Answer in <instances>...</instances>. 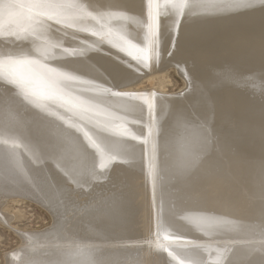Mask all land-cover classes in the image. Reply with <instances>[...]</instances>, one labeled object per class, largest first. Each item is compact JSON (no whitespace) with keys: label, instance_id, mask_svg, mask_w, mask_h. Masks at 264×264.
Masks as SVG:
<instances>
[{"label":"bare ground","instance_id":"6f19581e","mask_svg":"<svg viewBox=\"0 0 264 264\" xmlns=\"http://www.w3.org/2000/svg\"><path fill=\"white\" fill-rule=\"evenodd\" d=\"M95 7L125 12L129 19L114 20L111 27L144 42L147 0H95ZM176 20L161 8L159 40L147 65L106 41L47 22L51 40L83 49L50 63L122 94L104 100L123 119L83 123L116 145L107 154L114 159L87 149L82 131L61 125L0 85V128L21 142L19 167L0 157V208L11 198L28 200L51 220L41 232H22L19 248L4 264H28L25 259L39 255L42 264L59 258L67 259L61 264H78L83 257L69 254L77 245L101 255L98 264L123 253L134 255L137 264H216L221 252L222 264H264V94L253 87L264 76V7L194 8ZM19 43L31 41L0 36V52ZM166 69L181 79L178 89L155 83L153 75ZM148 102L155 104L152 114ZM181 118L206 119L215 137V147L186 170L180 167L187 135ZM120 123L138 137L148 135L147 144L98 131ZM153 144L155 179L149 171ZM202 220L231 223L209 226ZM158 225L167 229L168 251L155 245Z\"/></svg>","mask_w":264,"mask_h":264},{"label":"snow or ice","instance_id":"6c2138e0","mask_svg":"<svg viewBox=\"0 0 264 264\" xmlns=\"http://www.w3.org/2000/svg\"><path fill=\"white\" fill-rule=\"evenodd\" d=\"M257 5L264 7V0H147V23L144 25L146 32L144 43L141 45L132 42L111 27L114 20L129 19L125 12L99 10L95 7V0H0V36L14 38L15 41H31L30 46L19 43L10 50L0 52V85H8L21 102L53 117L61 125L82 131L89 146L96 148L98 154L114 159L115 157L107 154L116 145L107 142L102 136L85 130L83 123L94 122L93 126H96L100 124L97 117H104L106 120L123 119L115 116L104 100L106 95L122 94L103 88L94 80H84L67 65L50 63L65 55H76L77 51L83 49L63 47L61 43L51 40L48 36L50 26L47 22L53 21L62 28L87 33L97 38L100 43L106 41L132 60L147 65L158 44L162 7L165 11L171 10L177 17L176 23L179 24V19L186 11L194 8L231 9L251 8ZM81 42L89 44V47L94 46L87 40ZM257 86L264 94V76L260 78L259 85L253 84V87ZM154 108L155 104L148 102L150 114L154 112ZM178 124L184 126L187 133L180 159V167L186 170L194 166L209 148L215 147L214 131L206 119L181 118ZM154 128L155 124L149 127V135ZM98 131H108L118 137L140 139L147 144L146 138L136 136L123 123L104 124ZM0 146H2L0 157L5 163L19 167L16 150L21 147V142L18 136L7 128H0ZM151 151L152 163L149 171L155 179V144ZM100 166L103 168L105 165L102 163ZM201 222L209 226L231 223L218 220ZM261 234L264 236V228H261ZM156 236V247L168 251V244L164 243L170 240L167 229L158 225ZM260 243L264 244V239ZM87 249V245H77L76 250L70 255L83 257L78 264H95L92 253ZM169 255H172L171 251ZM222 256V252L218 254L216 264H222Z\"/></svg>","mask_w":264,"mask_h":264},{"label":"rangeland","instance_id":"374dc122","mask_svg":"<svg viewBox=\"0 0 264 264\" xmlns=\"http://www.w3.org/2000/svg\"><path fill=\"white\" fill-rule=\"evenodd\" d=\"M153 76L156 78L155 83L165 86L169 91L176 90L181 85V79L175 74L172 69L158 70ZM159 77H163L162 81L158 80ZM143 82L145 83L146 79H143ZM0 212H2L0 214V264H4L5 256L9 255L11 252L19 248V237L22 232H41L46 229V227L48 228V226L51 224L50 217L46 210L41 206H38L36 203L28 200L14 198L8 199L1 206ZM41 256L42 255L36 256L32 260H30V258H27L24 261L27 260L26 262H28V264H42L45 259L42 258L43 256ZM116 257L119 258V261H117ZM116 257L112 259L116 260L117 262L112 260L111 262L109 261L110 263L108 264H118L120 261L121 264H130V262H132V264L139 263L134 255L132 256V258H130L131 256L127 257L126 254L123 253L120 256L117 255ZM73 258L75 257L72 256V259ZM76 258L80 259L81 257L78 256ZM92 259L94 261L96 260L95 263H97L101 259H103V257H101V255L99 256L97 253H92ZM66 261L67 259L64 260V258H59L54 263L61 264L62 262Z\"/></svg>","mask_w":264,"mask_h":264},{"label":"water","instance_id":"95a60500","mask_svg":"<svg viewBox=\"0 0 264 264\" xmlns=\"http://www.w3.org/2000/svg\"><path fill=\"white\" fill-rule=\"evenodd\" d=\"M141 39L144 40V35H143V38H141ZM143 43L144 42H140V44H143ZM144 136H145V138L147 139V142H148L149 136L148 135H145V134H144ZM85 145H86L87 149H96L94 147L89 146V142L88 143L85 142ZM184 241H186V240H177L176 242H184Z\"/></svg>","mask_w":264,"mask_h":264}]
</instances>
